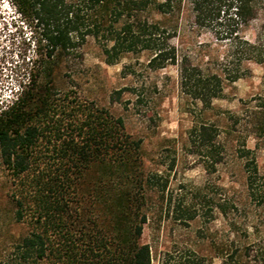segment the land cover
Returning <instances> with one entry per match:
<instances>
[{
    "label": "trees",
    "instance_id": "trees-1",
    "mask_svg": "<svg viewBox=\"0 0 264 264\" xmlns=\"http://www.w3.org/2000/svg\"><path fill=\"white\" fill-rule=\"evenodd\" d=\"M9 2L30 22L34 39L11 95L0 101V177L8 184L12 221L22 226L0 241V264H152L141 234L147 191L158 177L143 174L141 139L125 130L123 119L78 95L71 67L82 60L87 37L98 43L107 64L147 51L146 67L176 65L179 91L209 108L223 95L221 77L180 56L169 41L176 32L169 18L180 12L181 0ZM188 2L197 25L215 22L234 33L264 10V0ZM236 38L243 59L264 66V41ZM61 78L71 83L58 86ZM125 90L135 92L113 90L110 101L120 102ZM216 136L206 122L191 131L213 162ZM245 167L247 190L264 195L255 163ZM223 264L236 262L228 255Z\"/></svg>",
    "mask_w": 264,
    "mask_h": 264
},
{
    "label": "rangeland",
    "instance_id": "rangeland-1",
    "mask_svg": "<svg viewBox=\"0 0 264 264\" xmlns=\"http://www.w3.org/2000/svg\"><path fill=\"white\" fill-rule=\"evenodd\" d=\"M169 23L176 26L169 41L178 54L222 79L223 95L209 108L179 91L176 65L151 70L147 51L124 53L107 64L92 37L81 47L82 60L71 67L69 83L82 98L120 116L125 130L141 139L140 168L158 177L147 191L141 234L152 264H194L197 259L223 264L228 255L236 264H264V195L247 190L245 167L255 163L258 181L264 183V66L243 59L236 45L237 36L264 41V10L234 33L215 22L197 25L188 0H181L180 12ZM32 32L9 0H0V101L11 95L15 73L31 54ZM69 83L67 78L57 81L61 87ZM124 87L135 92L125 90L120 102H111V92ZM201 122L216 129L218 162L191 139ZM7 185L0 177V241L22 231L11 218Z\"/></svg>",
    "mask_w": 264,
    "mask_h": 264
}]
</instances>
